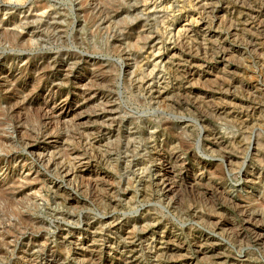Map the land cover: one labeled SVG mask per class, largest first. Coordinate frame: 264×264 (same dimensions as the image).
<instances>
[{
	"label": "rangeland",
	"instance_id": "374dc122",
	"mask_svg": "<svg viewBox=\"0 0 264 264\" xmlns=\"http://www.w3.org/2000/svg\"><path fill=\"white\" fill-rule=\"evenodd\" d=\"M257 234L264 0H0V264H264Z\"/></svg>",
	"mask_w": 264,
	"mask_h": 264
},
{
	"label": "bare ground",
	"instance_id": "6f19581e",
	"mask_svg": "<svg viewBox=\"0 0 264 264\" xmlns=\"http://www.w3.org/2000/svg\"><path fill=\"white\" fill-rule=\"evenodd\" d=\"M20 1V0H19ZM199 5V4H198ZM43 15V14H42ZM41 17V16H39ZM198 17V16H197ZM196 17V18H197ZM200 20V19H199ZM36 22V21H35ZM4 24V23H3ZM204 24V23H203ZM200 26V22L197 20V19H192L191 21L189 22H183L180 24V27H179V32H182L184 29L188 28V30H194V29H197L198 27ZM202 27V26H201ZM19 28V27H17ZM24 28V27H23ZM204 28V27H203ZM245 28V27H244ZM7 29V28H6ZM16 29V27H15ZM13 29V31H15L14 33H10L8 34L9 32H7V34L9 36L6 35L5 33V36L7 38V41L9 42H12L13 44H19L20 41L22 40V37H23V34L20 33V32H17V29L15 30ZM22 32V31H21ZM187 32V31H186ZM202 32V31H201ZM216 32V31H215ZM181 41V40H180ZM189 43V42H188ZM177 51V50H175ZM178 54V53H177ZM163 55V54H162ZM171 55V54H170ZM173 55V54H172ZM229 55L228 54H222V60L225 61L227 60V57ZM169 57V56H168ZM167 59V58H166ZM177 59V58H176ZM229 59V58H228ZM176 61V60H175ZM196 64V63H195ZM184 66V65H183ZM192 68V67H191ZM197 68V67H196ZM195 72V71H194ZM194 74V73H193ZM192 74V72L189 74L192 77H195L194 75ZM162 161V160H161ZM159 171L158 173H163V175L166 177V178H161L160 182L161 183V187H162V190L164 191L165 195L166 196H176V194H178V187L179 185L173 181L170 177L172 176H175V171H174V167L171 163H169L168 161H165L159 165H157ZM84 177V176H83ZM90 181V180H89ZM159 181V180H158ZM87 182V181H86ZM159 182V183H160ZM161 191V190H160ZM172 199V198H171ZM248 204V203H247ZM248 217V216H247ZM251 217V216H250ZM249 219V218H248ZM253 219V218H252ZM247 221V220H246ZM250 222H252L251 219H249ZM247 224V223H246ZM250 224V223H249ZM245 227V226H244ZM249 227V226H248ZM246 228V227H245ZM247 229V228H246ZM255 231V230H254ZM256 232V231H255ZM263 237L264 235L262 234H257V241H262L263 240ZM255 239V238H254Z\"/></svg>",
	"mask_w": 264,
	"mask_h": 264
}]
</instances>
